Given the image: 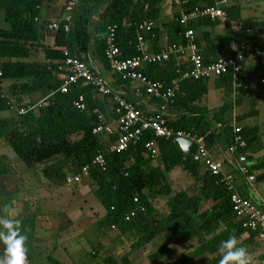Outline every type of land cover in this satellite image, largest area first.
<instances>
[{"label": "trees", "instance_id": "obj_1", "mask_svg": "<svg viewBox=\"0 0 264 264\" xmlns=\"http://www.w3.org/2000/svg\"><path fill=\"white\" fill-rule=\"evenodd\" d=\"M51 1L54 0H0V16L6 24L0 26V57L7 58L1 64L0 77L11 80L14 95L35 91L46 95L39 104L27 103L21 107L24 111L17 114L13 127L4 134L5 140L27 168L39 164L40 174L47 181H63L65 184L66 175L78 174L83 166H87L88 174L81 180H88L92 193L104 210L102 218L96 223L97 227L102 234H107L106 230L111 229L118 232L117 237L122 236L121 240H124V234L133 239L129 244L130 249L123 250L119 257L109 254L108 248L102 243L91 249L87 257L83 255L77 261L75 257L79 255L78 251L70 254L71 258L73 256L71 264H97L98 261L102 264H129L130 253L157 237L178 246L195 241L193 249L184 252L177 264L186 263L202 255L204 258L201 262L204 264H219L222 256L221 242L230 236L237 238L238 246L245 249L249 247V251L258 250L260 246L261 253L257 257L261 264L264 261V243L256 240L255 230L243 225L244 219L235 216L229 190L219 182L217 176L205 172L192 157H185L174 138H155L158 149L155 158L159 160L155 163L144 149V143L154 138L148 131L143 133L138 142L129 144L124 150L109 151L108 142L115 140V133L108 134V141L105 143L93 132L99 124L106 125L113 121L112 109L110 114L103 115L102 119L97 117L99 111L96 97H107L98 93L94 86L82 83L71 84L66 92H62V79L57 69L63 58L64 47L69 48L73 55H79V52L87 54L91 50V43L93 56L102 59L104 66L109 69L103 53L104 33L110 23L117 25L116 44L124 57L139 53L136 44L139 34L145 40L151 41L158 50L160 46L183 42L184 36L181 33L191 28L194 31L193 40L197 51L207 63L217 56L233 55L238 50V36L251 48L264 49V41L258 40L256 34L260 22L241 18L240 7L232 0H228L227 5L223 6L227 15L225 21L199 16L185 25L178 21L180 10L187 12L194 6L211 4L213 0H182L178 9L174 0H170V14L166 18L162 15V0H83L80 12L68 22L67 31L63 29L66 24L64 16L56 19L58 28L53 32V43L45 45L42 42V34H46L48 30L47 26L41 28L40 13L43 5ZM66 3L67 0H63L56 5L63 12ZM98 7L101 11L91 31L90 26ZM143 20L152 21L153 27L150 30L139 29L138 24ZM232 20L241 22L240 31L232 29ZM219 25L221 32L212 34L211 30ZM36 43L44 49L43 62L29 60L31 48ZM77 55L75 56L78 57ZM78 58L84 62L85 58ZM178 59L180 60L170 58L163 64L151 63L141 70L152 80L168 86L173 85L174 81L178 83L173 106L179 107L181 111L175 118L168 112L167 125L202 138L212 133V144L205 143L211 154L228 150L232 145H235L236 157L260 151L263 144L256 126L241 127L240 134L245 146L239 147L235 144L233 121L225 119V110L231 107V102L214 108L201 104L208 91L209 78L180 79L186 67L181 61L183 58ZM90 69L94 71L92 67ZM252 73L253 68L242 66L236 77L240 83L236 88L237 93L241 95L235 100L237 104L248 94L247 88L254 79ZM114 77L124 92L115 91L136 107L143 109L153 101L142 92L139 96L144 98V101L137 103L128 95V92L133 91L130 87L132 83ZM234 81L230 73L213 77L215 88L223 90H229ZM81 94L85 103L84 109L73 105ZM249 113L236 115V119L242 120ZM108 116L111 120H107ZM221 139L225 141L226 149L219 148L218 141ZM98 154L103 156L104 167L92 164ZM227 158L225 157V161H231ZM242 163L246 166L245 162ZM177 167L185 171L192 180L187 189L173 188L166 176ZM246 167L248 176L264 170V155L252 160L250 166ZM5 171L6 168L0 166V173ZM240 194L250 199L247 195ZM135 197L137 201H134ZM159 200H163L161 205ZM259 207L264 210L263 206ZM130 211H134V214L125 219V215ZM24 212L27 213L26 209ZM20 214L22 213L12 220L20 221V232L27 237L26 258H41V253H37L32 245L36 232L32 213H28L26 218H22ZM40 252H44L45 264H62L53 249L46 248ZM169 252L170 246L163 243L156 250L148 252L145 264H161ZM249 264L254 263L249 261Z\"/></svg>", "mask_w": 264, "mask_h": 264}, {"label": "built area", "instance_id": "obj_2", "mask_svg": "<svg viewBox=\"0 0 264 264\" xmlns=\"http://www.w3.org/2000/svg\"><path fill=\"white\" fill-rule=\"evenodd\" d=\"M77 1L78 0H67L65 6L67 15L63 17L66 21L63 28L65 31L69 29L68 22L71 19L70 12L77 4ZM181 1L182 0H174L177 9L180 8L182 4ZM184 2H186V0H184ZM227 3L228 0H213L211 4L194 6L192 10L187 12L180 10L178 21L185 25L189 20L199 16H208L210 18H217L221 21H225L227 15L223 6L227 5ZM152 27V21L143 20L138 24L139 29L150 30ZM231 27L234 31H240L241 22L239 20H232ZM49 28L53 31L56 30L58 28V23H50ZM117 29L116 24L110 23L106 26L104 33L105 48L103 54L108 63L110 72L123 81L138 84L140 88L137 89V91L143 92L147 97L153 100L151 103H155L156 105L150 103L152 107L146 106L143 109L136 107L135 104L121 95V93L111 89L105 83L103 77L91 70V67L89 68L85 62L73 55L67 47L62 49L63 58L57 66L62 79L60 90L66 92L71 84H90L95 87L98 93L108 98V102L113 110L114 126L111 127V122L106 125L99 124L93 129V132L98 134L106 130L107 134L115 133V140L108 142L109 151H121L127 148L129 144H135L141 139L145 131L152 133L154 136L153 139L144 143V149L152 159H155L158 153L155 138H174V140H176V138L181 137L194 142L196 149L190 155L192 160L198 162L204 170L217 176L219 182L227 187L235 216L244 219L243 225L255 230L256 240L264 243V210L247 197H243L239 193L235 183L236 173L244 176L246 183H250V176L247 175V167L240 160L241 156L232 157V163H234L235 167L234 172H226L223 169L224 161L214 158L207 149L202 137H198L180 129L170 128L167 125L166 114L169 106L173 105L174 94L178 89L177 81H174L173 85L168 86L163 82L152 80L141 71L143 67L151 63L163 64L170 58L175 57L178 59V57H183L186 69L181 73L180 79L210 78L230 73L232 78L235 79L233 87L236 88L240 86L236 77L242 66H246L251 62H260L261 57H264V49L251 48L242 40L241 36H238V50L233 55L227 57L217 56L213 61L206 63L202 60L201 55L197 51V46L193 40V29L187 28L181 33L184 36L183 42L160 46L158 50L154 48L151 53H147L143 48L144 42L149 40H145L142 35L139 34L136 38L137 50L139 53L131 57H124L120 47L116 44ZM263 81L264 78L260 80V82ZM73 105L78 109H84L85 103L82 94L73 102ZM23 111L24 110L21 108L17 109L18 114H22ZM97 117L102 119L103 115L99 112ZM232 128L235 144L239 147H244L245 141L240 134L241 127L236 125L234 120ZM234 149L235 145L229 146L228 152L233 155ZM92 164H98L104 167L103 156L101 154L96 155ZM87 174L88 168L87 166H83L78 174L66 175L65 184L73 185L78 183L83 177L87 176ZM134 201H137L136 197ZM133 214L134 211H130L129 214L125 215V219H129Z\"/></svg>", "mask_w": 264, "mask_h": 264}, {"label": "crops", "instance_id": "obj_3", "mask_svg": "<svg viewBox=\"0 0 264 264\" xmlns=\"http://www.w3.org/2000/svg\"><path fill=\"white\" fill-rule=\"evenodd\" d=\"M83 0H79L76 6L78 5L77 12H75V9L71 12V17L78 14L81 10L82 7V2ZM234 3L238 4L240 7V17L241 18H250L256 22H260L259 28L256 30L257 38L258 40L264 41V0H249V3H245V5L241 4V0H232ZM63 0H54L53 2L51 1L50 3H46L43 5V13H40V19L41 21H45V25L47 26L48 32L46 34H42V42L45 45H52L53 43V30L49 28V24L52 22H56V19L58 17H63L64 13H67L64 9L62 12L60 10V7L56 5V3H62ZM169 3L167 2L166 4L163 5V17H167L169 13ZM242 7H248L249 8V17H245L242 15ZM101 11V8L98 7V10L96 11V14L93 16L92 24L90 26L91 31L94 29L95 23L98 20V13ZM2 17L0 16V25L2 22ZM212 34H216L221 32L220 25L214 28ZM92 43H91V50L87 53L84 54L83 52H79V55H77L80 58H85L84 62L89 66L92 67L95 71L96 74L100 75L103 77L105 83L113 90H119L124 92L123 88H120L118 83H116V78L113 76V74L110 72L108 68H106L103 64L102 59L96 58L93 56L92 53ZM183 58V57H182ZM7 58L5 57H0V67L2 62L6 61ZM29 60L31 61H36V62H43L45 61V53L44 49L42 46L38 45L36 43L32 48H31V54L29 56ZM180 60V59H177ZM184 62V58L181 60ZM246 67L253 68L254 73L258 71V69H261L264 67V64L261 62H251L246 65ZM253 74V81L251 84L248 86L247 91L248 94L244 98V100L252 101L253 99L256 100L259 94L264 93V89H261L264 87V83H260V79L264 78V70L261 71V75L259 79H256L255 74ZM214 85V83H213ZM256 85V87H255ZM132 90L131 92H128L129 97L133 98L134 100L137 101V103H142L144 101V98H141L139 96L140 93L138 92L137 89H139V85L132 83L131 86ZM215 87V86H214ZM209 88V87H208ZM237 88V87H236ZM233 87V83L231 85V88L229 90H223L219 89L221 91V97L219 100L218 105L214 106H209L208 103L205 101L206 98H204L201 101V104L206 105L209 108H214L217 106H220L222 104H225V102L230 103L231 102V107L228 109H231V117H227L225 115V119L229 120H234L236 125L240 127L244 126H256L258 128V132L261 138V142L263 144V148L260 150L262 151L264 149V142L262 139V134H264V120L263 122V127L260 128L257 123H253L252 125L250 124H243L242 122L244 121H249V119L255 117L259 113V109L256 108L257 106L254 104L252 105L251 108L249 107L246 109L243 107V109L246 110H240L242 107V102L240 104H237L235 100H237L239 97H241L240 94L237 93V89ZM218 89V88H217ZM133 95V96H131ZM224 95V96H223ZM46 95L41 92V91H35V92H29V93H22L18 95L13 94V88L11 86V80L7 78H2L0 77V166H3L6 168V171L3 173H0V194H6L0 195V216H3L4 218L12 220L15 216H17L19 213H22V218L28 217V213H32V216L35 220V227H36V232L35 236L33 238V249L37 253H41V258L33 257V259H27L25 258V264H45V257H44V252H40L45 250L46 247L44 246L45 243V233L49 231L48 227H45L46 225L41 224V222H44L46 220V214H45V182L46 179L44 176L40 174V165H34L31 168H27L25 164L21 163L19 160H21L17 154L14 152V150L11 148V146L6 142L4 134L10 130L13 125L15 120L17 119V109L24 107V104H39L45 99ZM228 98V100H227ZM2 99V100H1ZM96 103H97V109L102 115H108L110 114V109L111 105L108 102V98H102L100 96L96 97ZM243 100V99H242ZM9 105L8 106H5ZM152 105H156L155 103H151ZM150 103L147 104V106L152 107ZM227 110V109H226ZM225 110V114H226ZM180 109L177 106L170 105L168 108L167 113H170V116L172 118H175L180 114ZM250 112L245 118L242 120H237L236 115L240 116L241 114ZM109 119L111 120V117L108 116ZM113 119V118H112ZM236 119V121H235ZM111 124H114L112 121ZM261 130V131H260ZM108 141V140H107ZM218 146L221 149H226V144L223 139L218 141ZM258 151L257 153L250 154L248 153L247 155H251L252 158L249 161H246V166H250L252 163V160L254 161L255 158L260 157L264 155V153H261ZM214 158L218 160H223V169L226 172H234V163H232V157L235 156L234 154L232 155L231 153L228 152V150H220L212 153ZM225 157L227 159H231V161H225ZM22 161V160H21ZM236 171V170H235ZM172 173L169 177L168 173ZM170 172L167 173V178L171 182L173 188L175 189H187L190 187L191 184V179L189 176L186 174L185 171L181 170L180 168H175L171 170ZM257 173H264V170H260L257 172H254L253 174ZM252 174V175H253ZM237 180V181H236ZM250 182V181H249ZM235 183L237 186V189L239 193H242L244 195H247L250 197V199L258 204L259 206L264 207V181L251 184V183H246L244 180V176L236 173L235 174ZM24 209H26L27 213L24 212ZM80 222L83 220H79ZM45 224V222H44ZM53 230V229H51ZM0 231L6 233V229H3L2 226H0ZM245 237V236H243ZM116 241H119L118 239ZM158 242L160 245H158ZM192 242V243H190ZM184 245H176L173 244L172 242H167L164 241L161 237L155 238L152 242H150L147 245L140 246L136 250L138 251L140 248H146L145 255L148 254L150 251L156 250L159 246H161L163 243H167L170 246V252L168 255H166L163 258V261L161 264H177L179 261V258L184 254V252L189 251L193 249L195 245V241H190ZM52 249L53 251L56 249V244H52ZM249 247L246 249L248 253V260L251 261V263L254 264H259L260 259L257 257L261 253V248L259 246L258 250H254L251 247V251H249ZM43 253V254H42ZM144 255V257H145ZM4 256V245L0 244V258H3ZM71 257V255H67L66 258ZM147 256V255H146ZM172 256V258H171ZM146 258V257H145ZM144 258V259H145ZM204 258V255L194 258L191 261H188L186 263L180 262L179 264H204L201 262V260ZM61 260V258H60ZM63 262V260H61ZM66 261V260H64ZM67 262V261H66ZM72 259L68 260L66 264H71ZM63 264V263H62ZM145 264V262H143Z\"/></svg>", "mask_w": 264, "mask_h": 264}, {"label": "rangeland", "instance_id": "obj_4", "mask_svg": "<svg viewBox=\"0 0 264 264\" xmlns=\"http://www.w3.org/2000/svg\"><path fill=\"white\" fill-rule=\"evenodd\" d=\"M169 1L170 0H162V5ZM245 3H249V0H241L242 5H245ZM75 7V12H77L79 6L77 5L74 6V8ZM241 9L242 15L249 17V8L242 7ZM41 13L44 15L43 9L41 10ZM0 26H6V24L2 21ZM262 70H264V67L258 69V71L254 73L256 79H259ZM208 87V91L205 95V101L211 107L214 105L216 106L219 103L221 91L214 87L213 77L209 78ZM261 89H264V87ZM241 102L242 107L240 110H242L243 107L246 109L248 107L249 109H252L251 106H254V104L257 106L256 108L259 109L257 116L242 123L250 125L257 123V125L262 128V121L264 120V93L259 94L256 100L253 99L252 101H246L243 99ZM225 115L227 117H231V109H227ZM113 126L114 125L111 124V127ZM97 136L100 139H103L105 143L109 137V135L106 133V130L99 132ZM262 139L264 142V134H262ZM260 152L264 153V149ZM19 161L23 164L21 160ZM158 161V158L154 159L155 163ZM171 174V172L168 173L169 177ZM45 202L46 205L44 210L46 214V220H44L45 224L44 222H41V224L46 225L45 227H48L49 231L45 233L44 246L51 250L52 244H56V249L53 251V253L55 256L63 260V264H66L68 260L73 258V256L72 258L69 256L66 258L68 254L72 255L78 251L80 256L78 255L75 257V260L77 261L81 259L83 255L87 257L91 249L97 248L100 244L102 245V243L108 248V253L113 254L115 257H119L123 250L128 251L130 249L129 244L133 239L128 238L129 235L124 234V240H121L122 236L117 237L118 232H116V230L107 229V234H102V232L97 227L96 223L100 218H102L104 210L92 193V186L88 183L87 179H83L73 185L64 184L63 181L53 182L46 180ZM158 203L161 205L163 200L162 202L159 200ZM79 220L83 221L80 222ZM116 239L119 241H116ZM158 245H160L159 242ZM146 251V248H140L138 251L135 250L130 253L129 261L131 262L129 264H143V262H145L144 258L147 255H145ZM97 264H102V262L98 261Z\"/></svg>", "mask_w": 264, "mask_h": 264}, {"label": "clouds", "instance_id": "obj_5", "mask_svg": "<svg viewBox=\"0 0 264 264\" xmlns=\"http://www.w3.org/2000/svg\"><path fill=\"white\" fill-rule=\"evenodd\" d=\"M19 224V220L0 216V226L7 230L6 233L0 231V244L4 245V256L0 258V264H25L27 237L21 234ZM220 251L222 256L219 264H249L248 253L245 248L238 246L235 236L222 241Z\"/></svg>", "mask_w": 264, "mask_h": 264}, {"label": "water", "instance_id": "obj_6", "mask_svg": "<svg viewBox=\"0 0 264 264\" xmlns=\"http://www.w3.org/2000/svg\"><path fill=\"white\" fill-rule=\"evenodd\" d=\"M67 13H64V16H66ZM40 25H41V28L43 29L44 28V25H45V21L42 20L40 21ZM143 48L144 50L147 52V53H151L153 52L154 50V46L152 44L151 41H145L144 44H143ZM260 62L262 64H264V57H261L260 59ZM176 143L178 144L182 154L185 156V157H190V155L194 152V150L196 149V145L194 142L188 140V139H184V138H176ZM203 141L206 143V144H212L213 142V136H212V133H208L207 135H205L203 137ZM252 156L251 155H246V156H241L240 157V160L242 162H246V161H249L251 160ZM205 172H208L207 170H205ZM249 181L251 184H255V183H258V182H261V181H264V173H257V174H253L250 176L249 178ZM261 264H264V261L261 263Z\"/></svg>", "mask_w": 264, "mask_h": 264}]
</instances>
